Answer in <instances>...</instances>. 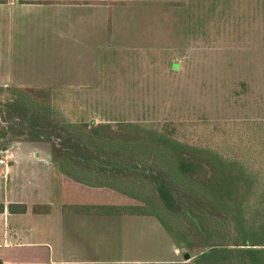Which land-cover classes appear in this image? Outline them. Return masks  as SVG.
<instances>
[{
    "label": "rangeland",
    "instance_id": "rangeland-1",
    "mask_svg": "<svg viewBox=\"0 0 264 264\" xmlns=\"http://www.w3.org/2000/svg\"><path fill=\"white\" fill-rule=\"evenodd\" d=\"M115 20L117 31L107 33L104 48H84L77 41L58 40L57 45V39L51 40L49 44L54 47L35 49L34 65L26 66L19 74L13 72V80L5 81V86L0 81V87L50 88L55 93L53 116L57 124L93 120L112 124L262 121L264 0H133L130 7H117ZM5 126L0 118V129ZM23 142L0 150V161L15 152H37L48 160L51 157L50 142ZM11 163L0 164V204L7 197L6 186L11 187L12 172L5 178ZM40 169L38 179L35 170L28 176L20 175L21 186L31 187L25 193L29 202L52 198L53 202L68 205L137 204L115 191L88 188L72 180L64 183L61 197L55 200L50 176H46L44 167ZM53 169L51 166L52 174ZM36 179L47 191V200L39 195L31 198ZM45 219L30 214L27 218L16 216L12 222H24L23 229L32 231L34 227L39 229L38 223L47 228L42 222H53ZM70 219L57 225L63 236L46 240L43 234L34 236L36 239L32 232L27 235V240L36 243L27 250L38 252L35 255L39 264L78 260L158 263L184 261L187 254L191 259L186 262H190L200 253L190 248L175 254L174 243L160 224L156 227L161 231L156 229L148 237L145 225L139 226L138 222L130 226L119 219ZM4 229L5 218L0 215V233ZM19 258L18 254L16 261ZM29 259L26 264H31Z\"/></svg>",
    "mask_w": 264,
    "mask_h": 264
},
{
    "label": "trees",
    "instance_id": "trees-1",
    "mask_svg": "<svg viewBox=\"0 0 264 264\" xmlns=\"http://www.w3.org/2000/svg\"><path fill=\"white\" fill-rule=\"evenodd\" d=\"M54 94L48 87H0L6 125L0 129V141L5 139L0 150L22 140L50 142L55 200L66 177L137 201L65 205L64 214L154 217L177 249L200 250L190 262L151 264H264V118L57 124ZM7 210L29 212L17 203ZM30 211L49 215L52 207L35 204Z\"/></svg>",
    "mask_w": 264,
    "mask_h": 264
},
{
    "label": "crops",
    "instance_id": "crops-1",
    "mask_svg": "<svg viewBox=\"0 0 264 264\" xmlns=\"http://www.w3.org/2000/svg\"><path fill=\"white\" fill-rule=\"evenodd\" d=\"M131 2H133V0H0L1 85L5 86V84H3L5 81L13 80L12 76H10L13 72H17L19 74L26 66H33L35 62L34 55L36 54L35 49L40 47H54L55 44H49L51 40L57 39V45H60L58 40L72 42L77 41L79 44H81L80 46L84 48L96 50L104 48V43L107 39V33L110 34L117 31L115 20L117 7H130ZM63 31L66 33H63ZM49 32H52V34L55 35H50ZM54 32H61V34H56ZM108 39H110V36ZM99 53L100 50H98V54ZM40 54L41 53L38 55ZM16 79L19 78L17 77ZM15 85L22 86L23 84ZM6 157L7 163H12L9 170H5V178H8L10 171L12 174L10 175L11 179L9 182L11 187L7 188L6 186L5 190L8 197H5V202H3L5 205V212L0 214L5 218V229L0 233V251H2L0 252V258L4 261V264H26L28 258H30L29 263L39 264L38 258L35 255L38 252L34 251L35 254H32L27 250L28 246L36 245V243L33 242L35 240H31L30 238V241L27 240V235L31 232L33 233V237L43 234L46 236V240H51L52 237L57 238L63 236L61 234V229H59L57 225L64 224V221H70V218L86 219L91 217L99 220L119 219L123 220L124 222L126 221V223H129L130 226H137L138 222V225H145L142 226L143 228H146V236L148 237H152L151 235H153V232L155 233L157 230L161 231L159 227H156L159 226L156 224H160V222L154 217L85 216L64 214L62 208L68 204H58L57 202H53L52 198L51 201L44 199L45 195L48 193L41 185V181L37 180L40 177L38 176V173L41 170L40 167L42 169L44 167V170L47 174L46 176H50L49 181L51 182V185H53L51 170L52 163L50 164L49 161L51 157H49L48 160L47 157H42L41 154L37 152H15V154H9ZM32 159L36 161L33 162ZM43 161L46 163L42 164ZM32 171H34L35 175L37 174V185L36 183H33L32 185L33 192L30 193L31 198L34 197L33 199H37L36 196L39 195L42 197V200H47L45 202H36L37 200L35 202H29L28 199H30V197L26 196L25 193L30 191L31 187L23 184L21 186V181L19 179L20 175L23 174L28 176L29 174H32ZM67 180L71 179L65 177L63 178L61 188H63L64 183ZM29 183L31 184L32 182ZM9 196L12 197L9 198ZM12 203L26 204L29 208V212L27 214H10L7 210V207ZM35 204L51 205L52 212L49 215H34L32 212H30V209ZM54 205H56V208ZM58 205L60 207L57 209ZM30 214L31 216L45 217V220H51L53 222L43 221L42 223H46L47 228H42L43 225L36 221L35 224H39V229L34 227L32 231L31 229H23L22 226L26 225L24 222H12V218H15L16 216L27 218V216H30ZM155 220H157L158 223L155 222ZM52 223H54V227L51 226ZM160 226L162 227L161 224ZM34 238L36 239L38 237ZM150 247L151 250H154V244H152V240ZM174 250L175 254L181 255V250L177 248ZM18 254L20 258L18 261H16V256ZM184 261H159L158 263H180ZM127 262L133 264L151 263V261L145 260L126 261V263ZM60 264H104V262L78 260L73 262H60Z\"/></svg>",
    "mask_w": 264,
    "mask_h": 264
},
{
    "label": "built area",
    "instance_id": "built-area-1",
    "mask_svg": "<svg viewBox=\"0 0 264 264\" xmlns=\"http://www.w3.org/2000/svg\"><path fill=\"white\" fill-rule=\"evenodd\" d=\"M0 164H4V165H8V163H7V157H5V159H2L1 161H0Z\"/></svg>",
    "mask_w": 264,
    "mask_h": 264
},
{
    "label": "flooded vegetation",
    "instance_id": "flooded-vegetation-1",
    "mask_svg": "<svg viewBox=\"0 0 264 264\" xmlns=\"http://www.w3.org/2000/svg\"><path fill=\"white\" fill-rule=\"evenodd\" d=\"M23 141V140H22ZM22 141H18L19 143H21ZM15 143V142H14ZM14 143H13V145H14ZM23 143H35V142H28V141H25V142H23ZM13 145L10 147V148H13Z\"/></svg>",
    "mask_w": 264,
    "mask_h": 264
},
{
    "label": "water",
    "instance_id": "water-1",
    "mask_svg": "<svg viewBox=\"0 0 264 264\" xmlns=\"http://www.w3.org/2000/svg\"><path fill=\"white\" fill-rule=\"evenodd\" d=\"M190 258H191V257H190L189 254L185 255V259H186V260H189Z\"/></svg>",
    "mask_w": 264,
    "mask_h": 264
}]
</instances>
